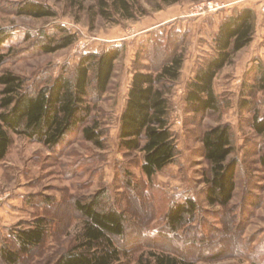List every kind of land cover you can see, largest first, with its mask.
I'll list each match as a JSON object with an SVG mask.
<instances>
[{
	"label": "rangeland",
	"instance_id": "1",
	"mask_svg": "<svg viewBox=\"0 0 264 264\" xmlns=\"http://www.w3.org/2000/svg\"><path fill=\"white\" fill-rule=\"evenodd\" d=\"M38 2L57 11L56 18L19 16L26 2ZM136 20L100 14L98 0H0V71H11L40 88L59 74L72 73L82 54L124 45V53L108 93L94 103L106 130L105 148H97L81 133L50 150L26 137L13 135L5 160L0 162V247L17 249L13 234L47 222L43 243L21 256L17 264H55L73 248L83 226L75 203L105 189L110 202L124 212L127 236L118 239L127 250L123 264H136L151 252L185 256L193 264H264V169L258 163L264 134L251 127L255 113L264 117V91L250 95L257 78L253 67L264 65V12L262 0H136ZM213 3L216 10L207 7ZM161 6L158 8L156 5ZM251 4L256 9L253 43L239 52L215 81L222 111L194 115L186 111V85L198 65L214 54V38L221 21ZM59 27L76 35L71 47L45 54L37 44L41 33L60 37ZM175 54H184L181 78L171 95V124L177 135L179 156L175 164L152 180L142 171V154L120 147V122L129 87L137 69L157 72ZM251 102L250 109L244 102ZM230 124L239 160L237 189L230 205L210 207L205 202L209 164L201 142L205 130ZM187 197L200 206L194 223L175 236L169 233L165 213L169 205ZM0 264H6L0 257Z\"/></svg>",
	"mask_w": 264,
	"mask_h": 264
},
{
	"label": "trees",
	"instance_id": "2",
	"mask_svg": "<svg viewBox=\"0 0 264 264\" xmlns=\"http://www.w3.org/2000/svg\"><path fill=\"white\" fill-rule=\"evenodd\" d=\"M160 1L165 5L178 2ZM98 5L100 14L110 20L114 15L136 20V12L140 9L136 0H98ZM156 6L161 8L160 4ZM18 15L36 19L58 16L52 7L33 1L23 4ZM256 20L255 9L246 6L234 9L221 21L214 38V54L198 65L195 76L186 85L188 113L206 115L222 111L215 81L235 56L253 43ZM59 30L61 36L58 38L41 33L37 44L43 53H55L75 44L76 35L63 27ZM3 40L2 37L0 49ZM124 50V45H120L82 54L72 73L63 72L34 90L21 76L0 71V162L9 153L13 135L55 150L71 136L81 133L85 141L104 149L106 130L99 118L93 116L94 103L102 101L109 92ZM3 61L4 56L0 54V63ZM184 63V54H175L157 72L137 69L129 87L120 122V147L126 152L142 154V171L149 180L175 164L179 156L177 135L171 124L170 95L181 78ZM253 70L257 78L256 86L253 84L248 90L252 96L258 90L264 91V65L257 60ZM243 105L245 109L251 108L250 101ZM251 127L256 134L263 135L264 117L255 113ZM201 142L203 156L209 164L205 202L210 207L226 208L235 196L239 166V160L233 157L236 147L231 125L218 124L208 128L202 134ZM258 163L264 169V150L259 152ZM75 207L82 216L83 226L76 236L75 246L60 255L55 264H123V256L128 252L117 241L127 236V220L124 212L110 202L106 190L77 200ZM199 211L200 206L191 197L171 203L165 213L167 230L176 237L181 229L195 222ZM47 234L46 220L36 219L32 227L13 234L16 250L7 245L0 247L1 259L6 264H17L22 255L39 247ZM136 264L193 263L185 256L161 251L141 257Z\"/></svg>",
	"mask_w": 264,
	"mask_h": 264
},
{
	"label": "built area",
	"instance_id": "3",
	"mask_svg": "<svg viewBox=\"0 0 264 264\" xmlns=\"http://www.w3.org/2000/svg\"><path fill=\"white\" fill-rule=\"evenodd\" d=\"M210 11H212L213 9L216 10L215 6L213 5V3H209V6L207 7ZM262 12H264V0H262Z\"/></svg>",
	"mask_w": 264,
	"mask_h": 264
},
{
	"label": "crops",
	"instance_id": "4",
	"mask_svg": "<svg viewBox=\"0 0 264 264\" xmlns=\"http://www.w3.org/2000/svg\"><path fill=\"white\" fill-rule=\"evenodd\" d=\"M250 7L254 8L256 11V9H258L259 5L257 6V5L251 4Z\"/></svg>",
	"mask_w": 264,
	"mask_h": 264
}]
</instances>
